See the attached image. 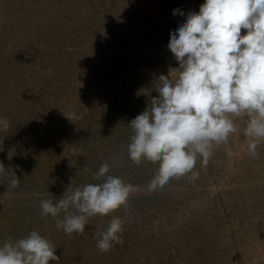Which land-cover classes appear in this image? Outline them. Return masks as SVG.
Segmentation results:
<instances>
[{"label":"rangeland","instance_id":"rangeland-1","mask_svg":"<svg viewBox=\"0 0 264 264\" xmlns=\"http://www.w3.org/2000/svg\"><path fill=\"white\" fill-rule=\"evenodd\" d=\"M204 2L0 0V117L10 122L0 163L20 179L12 188L0 177V245L35 230L56 248L49 264H264V141L251 158L244 118L228 145L198 161L194 183L148 191L158 165L127 154L130 121L158 95L159 75L178 67L170 33ZM105 162L134 186L127 209L89 218L83 234L57 229L40 201L98 183ZM116 216L124 244L101 252L98 233Z\"/></svg>","mask_w":264,"mask_h":264},{"label":"clouds","instance_id":"clouds-1","mask_svg":"<svg viewBox=\"0 0 264 264\" xmlns=\"http://www.w3.org/2000/svg\"><path fill=\"white\" fill-rule=\"evenodd\" d=\"M177 14L185 15L173 10ZM167 47L178 67L159 75L158 95L129 124L133 134L128 158L137 165L145 161L158 165L148 191L184 177L194 183L199 178L198 161L206 165L217 147L228 145L241 118L243 135L251 138L245 150L251 158L258 156L264 141V0H205L170 33ZM66 117L72 122L83 118L75 113ZM9 126L0 117V130L7 132ZM227 155L231 157L230 149ZM6 170L0 163V177H8ZM109 171L105 162L92 174L98 183L67 188L55 202L41 200L42 215H50L57 229L72 235L83 234L91 217L127 209L134 186ZM8 179L12 188L19 186L13 171ZM123 231L124 221L113 217L98 233L97 248L108 253L114 245H123ZM55 250L50 240L33 230L0 245V264H49L60 260Z\"/></svg>","mask_w":264,"mask_h":264}]
</instances>
